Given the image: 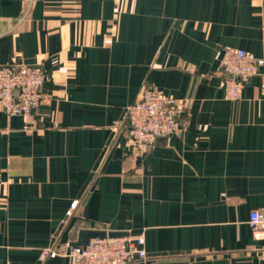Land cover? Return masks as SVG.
I'll return each instance as SVG.
<instances>
[{"label":"crops","instance_id":"1","mask_svg":"<svg viewBox=\"0 0 264 264\" xmlns=\"http://www.w3.org/2000/svg\"><path fill=\"white\" fill-rule=\"evenodd\" d=\"M226 46L260 64L237 100ZM19 63L49 72L50 101L0 108V264H77L42 252L97 230L144 233L130 264H264V0H0V64ZM146 85L183 129L141 155L126 113Z\"/></svg>","mask_w":264,"mask_h":264},{"label":"built area","instance_id":"2","mask_svg":"<svg viewBox=\"0 0 264 264\" xmlns=\"http://www.w3.org/2000/svg\"><path fill=\"white\" fill-rule=\"evenodd\" d=\"M219 69L226 77V98L237 100L241 97L242 86L259 74L260 64L249 51L226 46ZM49 79V72L41 64H0V108L10 116H31L50 101L45 90ZM182 112L176 98L150 85L144 86L140 99L130 105L126 113L130 137L139 154L144 155L157 137H170L181 131ZM76 205V202L71 205L68 214H72ZM248 222L253 236L264 241V207L253 209ZM60 253L77 264H130L147 258L144 233L93 237L86 245H69L62 252L57 247L46 248L42 259Z\"/></svg>","mask_w":264,"mask_h":264},{"label":"water","instance_id":"3","mask_svg":"<svg viewBox=\"0 0 264 264\" xmlns=\"http://www.w3.org/2000/svg\"><path fill=\"white\" fill-rule=\"evenodd\" d=\"M106 236H111V237H119V236H127V234L123 233V232H115V231H106V230H97V231H93L91 233V237L86 240L83 243H73L71 245H86L89 243V241L91 240V238L93 237H106Z\"/></svg>","mask_w":264,"mask_h":264}]
</instances>
